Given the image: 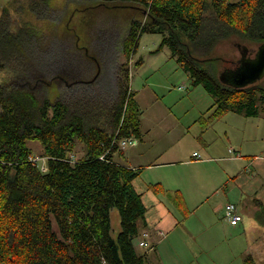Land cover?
Segmentation results:
<instances>
[{"label":"trees","instance_id":"16d2710c","mask_svg":"<svg viewBox=\"0 0 264 264\" xmlns=\"http://www.w3.org/2000/svg\"><path fill=\"white\" fill-rule=\"evenodd\" d=\"M95 3L138 11L121 44L125 58L147 33L161 36L157 51L166 46L184 60L225 63L221 70L191 69L193 84L213 99L205 123L227 113L264 116V78L244 88L227 85L222 78L240 59L230 62L214 54L223 41L256 48L264 43V0ZM9 6L0 7V264H149L148 252L135 246L148 230L147 208L133 186L140 170L114 158L122 152L118 140L134 138L139 126L138 114L128 116L132 91L126 68L115 102L87 95L68 102L50 99L43 82L46 67L36 62L35 47L9 29ZM174 199L183 205L178 195ZM113 209L121 226L115 238ZM254 218L263 226L264 209ZM243 264L264 262L246 255Z\"/></svg>","mask_w":264,"mask_h":264},{"label":"rangeland","instance_id":"374dc122","mask_svg":"<svg viewBox=\"0 0 264 264\" xmlns=\"http://www.w3.org/2000/svg\"><path fill=\"white\" fill-rule=\"evenodd\" d=\"M96 1L0 0V7L12 3L9 29L13 28L14 34L27 38L35 47L36 62L46 67L43 82L50 99L68 102L71 96L73 99L87 95L115 102L121 87V68L124 67L128 73L126 85L132 91L128 116L139 114L144 124L157 134L155 141H148L145 148L157 151L173 147L171 152L174 149L183 157L195 147L208 146L210 156L204 157V161L182 165L176 169L174 177H169L168 187L180 191L189 201L187 206L183 203L178 211H171L176 225L171 229L164 228L160 224L164 218L160 215L166 210H154V203L145 201L148 226L164 228L155 230L153 243L156 250L153 253L149 248H139V238L135 240L139 252L151 254L149 264H243L246 255L254 254L251 248L254 244L251 235L244 233L241 227L230 229L224 219V206L227 203L238 205L243 214L237 202L244 190L242 183L251 182L242 179L241 175L226 177L224 171L245 170L235 157L241 158L247 151L253 153L259 149L256 144L260 146L264 142L260 138L249 139L251 135L263 133L264 116L247 118L227 113L217 121L205 123L212 113L209 108L213 99L202 85L193 84L191 69L200 71L208 66L220 69L225 63L184 60L172 55L166 46L157 51L161 36L147 33L140 37L136 52L125 58L121 44L130 23L140 17L138 11L117 4L96 7ZM238 46L244 44L223 41L214 48V54L221 55L226 61H236L241 57ZM247 47L256 50L254 46ZM93 79L96 82L91 86L82 88L79 85L72 94L68 90L72 84ZM167 123L190 128L189 134L180 138L181 132L175 130L179 135L171 138L167 146L160 133ZM235 145H242L241 152L229 154V148L239 149ZM34 146L30 144L36 153ZM80 155L81 148L77 146L75 156ZM152 157L159 159L156 152ZM36 160L40 162L39 158ZM160 174L161 169L149 168L140 180L150 183ZM250 175L247 171V176ZM110 220L111 235L115 238L121 231L116 209L110 212ZM148 232L151 231L148 229ZM158 232L164 237L157 236ZM255 259L258 263L264 262L258 256Z\"/></svg>","mask_w":264,"mask_h":264},{"label":"crops","instance_id":"0c3cea01","mask_svg":"<svg viewBox=\"0 0 264 264\" xmlns=\"http://www.w3.org/2000/svg\"><path fill=\"white\" fill-rule=\"evenodd\" d=\"M86 82L87 83H78L68 86L69 92L72 94V90L74 92V89L79 85L82 86V88L86 87L87 85L91 86V84H94L96 82V79L87 80ZM138 119V133L133 136L136 140V145L133 147H127L121 153L115 154L114 156L117 157V159L115 160L121 165L127 166L131 169L140 170L138 176L133 181L135 190L142 195V201L145 207V201L148 200L151 203H154L152 205V209L156 210L158 208H164L166 210V212H163V214L160 215L164 218L163 221H160V224L163 225L164 228L171 229L174 225H176V220L173 217L171 211H178L180 209L179 204H177V201L174 199V195H178L180 197V200L182 201V204L186 203V206L189 201L188 198L182 197L180 191L168 187L167 182L169 181V177H174L177 173L176 169L182 165H190L192 161H204V157L210 156V151L207 145L197 148L195 147V149H191L186 156L182 157L180 154L175 152L176 150L174 149L173 152H171V149L173 147H169L170 149H158L157 151H154L152 148H145V144L148 141H155V139L157 138V134L155 132H152L151 127H147L144 124L143 120L139 118V114ZM175 130H179L181 134H177ZM189 131L190 128H186L181 124L172 126V123H167L165 124V126H162V132L160 133L164 136V144H168L167 146H169V140L171 138H173L175 135H179L180 138L182 136H187L189 134ZM201 133L204 132L201 131ZM254 138H260V140L264 141V130L261 135L256 133L249 136V139ZM258 144H256V147L259 149H256L253 153H251V151H247V153H244V155L240 156L241 158H236L239 159L238 161L243 164L242 168L245 169L243 172L239 171L236 173H231L228 171H224V174L226 175V177H238L239 175H241L242 179H245V181L247 182H251L242 183L244 190L241 191L239 197L238 202L240 203L237 202L243 214L239 212L238 205H236L238 213H240L242 216V220L237 227H229L233 230L241 227L244 233L251 235V239L254 244V246H251L254 253L251 256H253V258L258 256L261 260L264 259V225L262 226L259 222H257L254 216L258 211L264 209V142H262L260 146H258ZM234 147H239V149L229 148L228 153L229 150H231L232 153L241 152L240 150H242V145H235ZM155 152L158 153L157 158L159 159L152 157ZM199 152H201V154ZM195 153L200 155V159L196 160L193 158V154ZM245 156H253V158H242ZM149 168L161 169V174L153 181H149L150 183H146L141 181L140 177L143 176L145 170ZM247 171L251 174L250 176H247ZM153 185L158 186L155 187V189H157V192L154 191ZM164 228L162 229L159 227L148 226V229L151 231V236L149 239L150 245L154 244L153 242L156 239L155 230H164ZM259 242L261 243L259 244ZM155 250L156 247L150 253H153ZM149 257L151 258V254L149 255Z\"/></svg>","mask_w":264,"mask_h":264},{"label":"water","instance_id":"95a60500","mask_svg":"<svg viewBox=\"0 0 264 264\" xmlns=\"http://www.w3.org/2000/svg\"><path fill=\"white\" fill-rule=\"evenodd\" d=\"M241 54L238 66L223 76L222 80L232 87L244 88L255 84L264 78V43L258 46L252 57H246L247 53L252 54L245 46H238Z\"/></svg>","mask_w":264,"mask_h":264},{"label":"built area","instance_id":"2783aa9c","mask_svg":"<svg viewBox=\"0 0 264 264\" xmlns=\"http://www.w3.org/2000/svg\"><path fill=\"white\" fill-rule=\"evenodd\" d=\"M128 90L131 91L129 87H128ZM135 145H136V140L132 137L123 138V139L118 140L117 142V146L121 150H124L127 147H133ZM229 153L232 154V151L229 150ZM193 158L198 160L200 159V155L195 153L193 154ZM235 158H238V157H235ZM42 161L44 160L42 159ZM224 219L226 220V222L228 223L230 227H237L240 224L242 220V216L240 213H238V210L235 204L227 203L224 206ZM157 236L164 237V234L162 232H158ZM149 237H150L149 232L144 231L138 239V243H137L138 247L146 249V250H148L147 248L151 249L152 245L149 244Z\"/></svg>","mask_w":264,"mask_h":264},{"label":"flooded vegetation","instance_id":"af4514ba","mask_svg":"<svg viewBox=\"0 0 264 264\" xmlns=\"http://www.w3.org/2000/svg\"><path fill=\"white\" fill-rule=\"evenodd\" d=\"M254 52L255 51L252 50V54L250 55V57H252L254 55ZM247 55H249V53H247ZM247 55H246V57H247Z\"/></svg>","mask_w":264,"mask_h":264}]
</instances>
